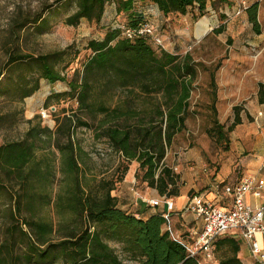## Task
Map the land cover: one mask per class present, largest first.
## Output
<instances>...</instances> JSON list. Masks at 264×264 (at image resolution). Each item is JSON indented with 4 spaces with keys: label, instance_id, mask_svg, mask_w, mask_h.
<instances>
[{
    "label": "trees",
    "instance_id": "16d2710c",
    "mask_svg": "<svg viewBox=\"0 0 264 264\" xmlns=\"http://www.w3.org/2000/svg\"><path fill=\"white\" fill-rule=\"evenodd\" d=\"M147 2L163 16L188 10L202 15L207 8V0H75L76 9L64 22L72 26L82 18L99 22L106 6L114 3L116 14L126 17L123 28H133L144 22ZM246 13L259 33L257 4ZM28 25L43 33L50 20L39 12L12 32L15 47L7 51L0 69V97L22 101L39 89L40 80L62 81L69 90L48 95L45 108L55 113V107L48 106L54 97L72 100L76 108L71 115L58 117L54 129L34 115L21 138L0 142V264H123L122 256L141 264H198L163 229L161 213L143 219L118 205L113 191L128 173V165L110 177L96 174L74 131L78 126L93 129L127 163H137L134 176L144 187L176 195L178 174L164 157L175 136L186 130V117L194 113L191 94L198 87L199 63L190 53L157 50L146 37L130 39L123 28L110 27L103 38L88 40L85 49L91 54L68 75L62 70L78 54L71 45L37 55L16 47L19 31ZM217 67L208 73L212 123L208 132L217 142L224 141L227 150L228 133L240 120L239 107H233L230 125L219 121ZM257 96L264 102L262 82ZM7 119L8 113L0 114V124ZM44 208L52 209L54 217L41 213ZM224 244L229 254L216 264H242L239 245L219 239L215 248Z\"/></svg>",
    "mask_w": 264,
    "mask_h": 264
},
{
    "label": "rangeland",
    "instance_id": "374dc122",
    "mask_svg": "<svg viewBox=\"0 0 264 264\" xmlns=\"http://www.w3.org/2000/svg\"><path fill=\"white\" fill-rule=\"evenodd\" d=\"M253 3L257 4L259 33L255 32L246 13V8ZM144 7V22L153 26L154 37H158L161 42L156 44L152 36H147L150 44L157 50L165 49L181 55L190 53L199 63L198 87L191 94L190 108L194 113L186 117V130L178 133L167 148L165 163L176 173V166L180 162L184 161L185 168L191 167L196 157H202L206 168L211 169L217 168L231 154L236 158L240 148L248 147L251 144L250 138L254 137H247L248 128L253 127L259 132L260 128H264V119L262 122L256 120L246 110L258 97V83L264 82V0H207V8L202 15H198L196 10H188L185 14L163 16L152 3L147 2ZM75 9V0H0V69L6 61L7 51L15 47L12 32H17L22 21L39 12L48 15L50 28L37 33L33 25L26 26L19 31L16 47L37 55L71 45V51L78 52L76 58L63 70L62 66L68 58L59 66L68 75L74 68H80L91 54L90 50L85 49L88 40L103 38L110 27L122 29L126 26L125 15L116 14L114 3L106 6L99 22L82 18L76 26L67 25L64 19ZM216 64L218 119L226 126L230 125L234 120V106L239 107L238 113L241 116L239 123L234 124L228 133L227 150L223 147L224 141L217 142L208 132L212 125L208 108L211 100L207 91L208 73ZM67 90L66 82L50 84L42 79L39 89L22 101L11 102L0 97V114L8 113L7 121L0 124V142L21 138L28 127L27 120L34 115L40 117L42 125L54 129L57 118L71 115L76 103L67 98H52L48 106L55 107V113L51 114L53 122L51 118L42 120L40 116L45 109L44 101L51 93ZM74 138L89 153L93 171L98 175L110 177L123 165H128L129 171L137 167L135 161L127 163L106 138H97L91 128L76 127ZM136 183L138 189L135 190L141 194L139 189L145 184L139 179ZM41 213L54 217L50 208H44ZM228 254L226 246L215 248L218 259ZM122 261L123 264H141L124 256Z\"/></svg>",
    "mask_w": 264,
    "mask_h": 264
},
{
    "label": "crops",
    "instance_id": "0c3cea01",
    "mask_svg": "<svg viewBox=\"0 0 264 264\" xmlns=\"http://www.w3.org/2000/svg\"><path fill=\"white\" fill-rule=\"evenodd\" d=\"M256 90L258 91V88ZM255 100V103L246 107V110L251 117L256 120L259 119L262 122L264 119V102L260 103L256 97ZM238 116L241 120L239 113ZM262 125H264L263 122ZM246 135L247 137L254 136L250 138L251 144L245 148L241 147L236 158H234L232 154L229 155L217 168H206V163L203 161L202 157H196L194 161L195 164L187 168L184 166V161L180 162L176 166V173L178 174L176 195H161L155 188L147 186H141L139 189L141 194L138 193L135 190L138 188H136L137 180L134 176L137 167H134L132 171H128L123 180L113 191V195L117 197L118 205L121 208L143 219L165 211L164 199H172L174 205L170 212L169 219L171 230L176 235L190 238L191 235L199 232L202 228L201 221L187 208L191 205L195 195H203L208 199L218 201L217 192L214 188V185L217 183L233 182L239 179L243 174H250L257 180H264V128H260V132L253 127L248 128ZM188 159L190 158H187V160ZM239 171L241 172L239 173ZM149 200H158V203L156 205H150L148 203ZM245 200L251 207L263 205L264 188L261 190L259 196L248 193ZM163 229H166V223ZM255 238L260 248L264 251V235L258 233ZM220 239H226V242L232 241L239 245L237 256L242 264H260L252 257L249 244L237 231H229ZM222 246H226L229 249V246L226 244ZM222 246H220V248ZM214 257L216 260L218 259L215 256V249Z\"/></svg>",
    "mask_w": 264,
    "mask_h": 264
},
{
    "label": "built area",
    "instance_id": "2783aa9c",
    "mask_svg": "<svg viewBox=\"0 0 264 264\" xmlns=\"http://www.w3.org/2000/svg\"><path fill=\"white\" fill-rule=\"evenodd\" d=\"M123 35L130 39L136 36H152L156 44H161L160 39L154 37L153 26L147 22L133 28H123ZM40 116L43 120L52 119L50 110L46 108ZM214 188L218 201L203 195H195L191 205L187 207L202 223L201 230L190 238L176 235L171 230L169 219L174 203L170 198L164 199L166 210L161 214L166 221V230L171 238L182 244L188 256L195 258L198 264H216L217 260L214 257L216 241L229 231H237L249 244L252 257L258 263L264 264V251L255 238L258 233L264 235V204L251 207L245 200L248 193L260 195L264 188V180H257L250 174H243L233 182L217 183ZM148 203L156 205L158 200H149Z\"/></svg>",
    "mask_w": 264,
    "mask_h": 264
}]
</instances>
